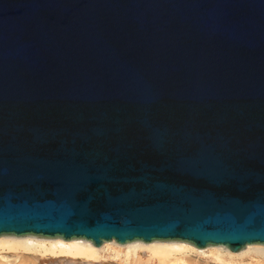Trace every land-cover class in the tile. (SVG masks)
Returning <instances> with one entry per match:
<instances>
[{
	"label": "water",
	"instance_id": "obj_1",
	"mask_svg": "<svg viewBox=\"0 0 264 264\" xmlns=\"http://www.w3.org/2000/svg\"><path fill=\"white\" fill-rule=\"evenodd\" d=\"M264 245V0H0V236Z\"/></svg>",
	"mask_w": 264,
	"mask_h": 264
},
{
	"label": "bare ground",
	"instance_id": "obj_2",
	"mask_svg": "<svg viewBox=\"0 0 264 264\" xmlns=\"http://www.w3.org/2000/svg\"><path fill=\"white\" fill-rule=\"evenodd\" d=\"M42 258L118 264H264V245L233 252L223 246L199 248L183 241L136 240L96 246L84 239L0 236V264H37Z\"/></svg>",
	"mask_w": 264,
	"mask_h": 264
},
{
	"label": "rangeland",
	"instance_id": "obj_3",
	"mask_svg": "<svg viewBox=\"0 0 264 264\" xmlns=\"http://www.w3.org/2000/svg\"><path fill=\"white\" fill-rule=\"evenodd\" d=\"M37 264H118V263H113L111 261L90 263V262H84L82 260L71 261L69 259L66 260V259L42 258L39 259V262H37Z\"/></svg>",
	"mask_w": 264,
	"mask_h": 264
}]
</instances>
